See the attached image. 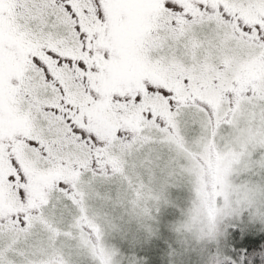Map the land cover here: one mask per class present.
I'll list each match as a JSON object with an SVG mask.
<instances>
[{
  "label": "snow or ice",
  "instance_id": "6c2138e0",
  "mask_svg": "<svg viewBox=\"0 0 264 264\" xmlns=\"http://www.w3.org/2000/svg\"><path fill=\"white\" fill-rule=\"evenodd\" d=\"M0 264H264V0H0Z\"/></svg>",
  "mask_w": 264,
  "mask_h": 264
}]
</instances>
